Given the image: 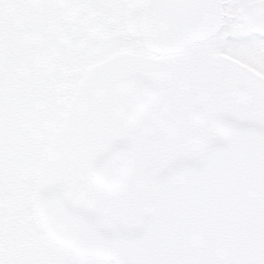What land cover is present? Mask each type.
Listing matches in <instances>:
<instances>
[{"label":"flooded vegetation","instance_id":"obj_1","mask_svg":"<svg viewBox=\"0 0 264 264\" xmlns=\"http://www.w3.org/2000/svg\"><path fill=\"white\" fill-rule=\"evenodd\" d=\"M219 2L222 23L213 37L178 53L123 52L129 55L126 60L112 57L92 68L104 67L91 84L87 82L91 70L87 72L72 91L62 125L42 155L35 180L37 194L61 185L71 209L79 197L82 212L98 218L102 229L116 226L135 231L162 167L174 159L199 160L208 146L223 140L228 123L264 129V92L253 83L242 50L227 51L228 34L218 36L230 19L242 22L234 26L236 31L264 35L249 29L242 15L225 14L224 0ZM137 86H143L144 106L130 115ZM116 145L128 158L121 184L109 190L94 180L92 168ZM148 168L156 170L145 185ZM5 251L0 240V264H6Z\"/></svg>","mask_w":264,"mask_h":264},{"label":"water","instance_id":"obj_2","mask_svg":"<svg viewBox=\"0 0 264 264\" xmlns=\"http://www.w3.org/2000/svg\"><path fill=\"white\" fill-rule=\"evenodd\" d=\"M244 23L264 35V1L241 10ZM222 23L219 0H147L140 20L144 48L163 55L214 36ZM143 86L130 115L144 106ZM223 140L199 160L174 159L157 173L139 228L104 230L98 218L67 204L60 185L35 192L45 235L76 255L113 264H264V129L228 123ZM128 154L114 146L92 168L109 190L121 184Z\"/></svg>","mask_w":264,"mask_h":264},{"label":"rangeland","instance_id":"obj_3","mask_svg":"<svg viewBox=\"0 0 264 264\" xmlns=\"http://www.w3.org/2000/svg\"><path fill=\"white\" fill-rule=\"evenodd\" d=\"M43 1L37 25L30 28L35 42L16 50L0 85V240L6 246L5 263L110 264L63 250L45 236L34 212L35 180L79 81L91 70L87 82H94L104 67L92 68L108 58L126 60L129 55L123 52L145 54L139 25L146 0ZM257 1L262 0H224L223 10L240 16L247 4ZM7 2L0 0V9ZM238 21L227 20V32L218 36L228 34L227 51L242 50L253 83L264 92V38L236 31L234 26L242 24ZM155 170H146L145 185Z\"/></svg>","mask_w":264,"mask_h":264},{"label":"trees","instance_id":"obj_4","mask_svg":"<svg viewBox=\"0 0 264 264\" xmlns=\"http://www.w3.org/2000/svg\"><path fill=\"white\" fill-rule=\"evenodd\" d=\"M43 6V0H8L0 9V85L16 50L24 49L29 41L35 42L30 28L37 25V10L42 12Z\"/></svg>","mask_w":264,"mask_h":264}]
</instances>
